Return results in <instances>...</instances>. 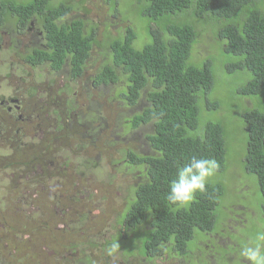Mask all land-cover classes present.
I'll use <instances>...</instances> for the list:
<instances>
[{"label":"trees","instance_id":"16d2710c","mask_svg":"<svg viewBox=\"0 0 264 264\" xmlns=\"http://www.w3.org/2000/svg\"><path fill=\"white\" fill-rule=\"evenodd\" d=\"M107 1L114 4V0ZM135 2L138 26L144 32L142 38H150L141 49L133 47L136 32L131 26L118 37L105 34L106 40L101 43L94 27L83 33L79 22H74L50 23L46 29L50 51L35 52L39 62L51 59L54 69L61 67L65 57H70L69 74L76 77L86 61L91 60L88 59L91 49L97 48L102 62L95 73V83L114 85L124 79L126 90L117 95H121L126 107L136 105L147 89L145 105L129 116L128 129L151 122L152 133H146L145 139L153 153L124 151L123 165L139 168L140 174L129 188L133 193L129 192L130 200L121 216L138 236L141 226L148 224L147 247L154 248L147 249L148 252L158 253L168 243L181 254L190 248L188 242L196 239L195 232H213L223 221L224 211L216 212L225 197L219 183H207L206 191L196 193L188 207L167 199L169 183L177 168L193 155L215 159L219 165L216 172L231 167V162L226 164L227 132L221 123L207 121L201 135L191 134L198 129L199 103L208 113L219 108L213 100L217 92L215 70L227 74L238 70L251 73L248 81L236 86L241 100L250 101L247 97H254L258 104L246 107L240 115L246 133L242 160L244 170L256 176L264 212V0ZM27 5L29 10L37 6L30 2L21 9ZM62 9L67 10L64 6L56 8V16ZM210 42L212 49L206 57L205 44ZM200 43L202 51L197 47ZM217 55L224 59L215 64L213 58ZM39 62L34 59V64Z\"/></svg>","mask_w":264,"mask_h":264},{"label":"rangeland","instance_id":"374dc122","mask_svg":"<svg viewBox=\"0 0 264 264\" xmlns=\"http://www.w3.org/2000/svg\"><path fill=\"white\" fill-rule=\"evenodd\" d=\"M89 2L87 7L90 14L87 17L91 22L97 24L96 36L98 39H101L105 34L121 36L125 28L131 26L135 30L137 38L133 41L134 48L141 49L144 44L150 41V38L147 40L146 36L142 38L144 32H141L138 26V11L135 0H114L112 10L102 0ZM116 7L119 15L114 13ZM206 44L205 48L208 54V51L212 49L211 42ZM197 47L198 50H203L202 43ZM197 55L199 54L197 53ZM200 56H202L201 52ZM208 56L210 54L206 57ZM223 59L217 55L213 58V62L216 64L218 60L223 61ZM90 62L86 71L87 77H90L102 62V57L98 55L97 50L92 52ZM228 73H223L220 69L215 70L214 88L217 89V92L214 93L213 100L218 102L219 108L208 113L205 107H202L204 105L199 103L198 129L191 131V134L199 133L201 135L203 126L207 121L219 122L226 129L227 134L224 138L226 164L228 161L231 162V167L228 165L224 172H216L208 183H219L225 190V197L216 212L220 213L225 210L227 217L224 218V215V220L213 233V241H215L216 247H219L220 252H227L228 260H235L232 249L235 248V255L238 257L237 252L241 242L248 241L249 237L258 229L264 228V212L261 210L262 197L256 176L244 170L242 160L245 152L246 133L242 128L243 121L240 115L246 107H258V104L254 97H247L250 101L248 99L241 100L243 97L236 93V86L248 81L251 78V73L243 70ZM43 77L51 78L50 75L46 76L45 72H43ZM89 79L86 78L85 83H78V81L76 82L78 84H75L77 98L73 99L74 116L82 110L89 112L93 110L96 121L87 129V132L73 130V134L70 136L61 131L60 137L50 144L48 151L45 148L47 144L40 145L42 159L46 162V164L43 163L45 168L51 167L49 160L55 159L57 162H54L56 167L52 170L53 179L50 181L52 184L55 183V186L49 187V191L38 186L39 190L36 191L37 194H34L38 198L37 203L47 208V217L51 221L47 222L43 217H40L38 210L31 212L34 209L32 206L27 208L30 212L23 211L26 214H32L31 218L28 217V221L22 222L24 235L27 234L26 236L31 239L33 233L34 238L38 236L41 240L49 239L50 232H46L44 228V225H48L53 231L55 241L59 242V247L75 240L85 242L88 235L91 234L96 238L98 231L102 229L107 231L109 226L111 227V223H116L120 218L122 206L129 197V188L135 184L138 179L137 176L140 174L139 168L123 165L126 160L123 158L124 151L132 149L144 154L153 153L145 139L146 133H152L151 122L136 129H128L129 116L140 111L145 105L147 89L143 91V96L136 105L126 107L121 101V97L117 95L118 91L114 85L99 86L92 89L89 85ZM45 80L48 81V79ZM65 82L64 75L55 78L52 84L53 90L61 89L63 84L66 85ZM120 85L121 83L117 86ZM82 89H86L85 95ZM215 94L217 95L215 96ZM64 159L67 161V168H58ZM5 170L4 173L0 167V189L5 181L14 183L19 179H13L14 176L10 168ZM68 176L69 179L65 183L67 186H62L60 182H65ZM45 191L49 194L46 195ZM132 196L131 194V198ZM83 206L84 217L76 216V211ZM57 213H60L61 216ZM141 228L143 227L141 226ZM216 232L218 235H215ZM195 236L196 239L194 237L190 240L187 246L193 247L194 244H197L203 247L206 239L198 232H195ZM82 248L85 249L86 247L82 245ZM11 250L14 251L12 256L0 255V261H3L4 264H11L10 262L14 264H42L45 260H50L48 264H51V259H46L41 253L29 252L23 258V252L20 250ZM43 250L41 246L38 252ZM93 251L94 264H113L115 258L116 260L121 258L120 253H117L114 259L108 258L106 263H101L97 258L100 252L95 249ZM231 252L232 254H230ZM81 256V252L74 254L65 252L59 259L55 258L54 262L55 264H67L74 260L75 264H80L78 259ZM214 260L217 264H222L219 257H215ZM246 264H248L247 261Z\"/></svg>","mask_w":264,"mask_h":264},{"label":"flooded vegetation","instance_id":"af4514ba","mask_svg":"<svg viewBox=\"0 0 264 264\" xmlns=\"http://www.w3.org/2000/svg\"><path fill=\"white\" fill-rule=\"evenodd\" d=\"M89 1L92 3V0H0V167L4 173L5 169L10 168L13 179L19 178L14 183L5 181L1 185L2 190L0 189V255L12 256L14 251L11 249L23 252V258L29 252L41 253L46 259H51V264H55V258L59 259L65 252L68 254L81 252L82 256L78 259L80 264H94L95 258L92 253L95 249L100 252L97 258L101 263H106L108 258L114 259L115 255L120 253L121 258L119 260L115 258L113 264H217L215 257H221L222 264H246V261L236 257L235 251H233L235 260H228L227 252L222 253L219 248H215L216 244L212 237L215 231L200 234L206 239L203 247L194 244L192 248H187L179 254L165 243L158 253L152 254L147 250H154L147 247V238H145L149 229L147 224L141 228L140 236L135 235V230L126 226V221L121 215L116 223H111L107 231L104 229L98 231L96 238L91 234L85 242L75 240L60 247L48 225H44V228L46 232H50L49 239L41 240L38 236L34 238L33 233L29 232L32 233L30 239L22 232V222L32 217L31 213L23 212L25 210L30 212L27 209L29 206L34 207L31 212L38 210L40 217L47 222L51 221L47 217V208L37 203L38 198L34 194H37L39 187L49 191V187L55 186V183L52 184L50 181L53 179L52 170L56 167L54 163L56 161L49 160L51 167L45 168L43 163L46 162L42 159L40 145L47 144L45 148L48 151L50 144L60 137L61 131L70 136L73 130L87 132L96 121L93 110L91 112L82 110L74 116L73 99L77 98L75 84L85 83L86 78H90L89 85L92 89L99 86H113L95 83L94 77L98 68L87 77L86 71L91 63L88 60L81 74L74 77L69 74L70 57H65L58 69L52 68L51 59L44 58L39 62V58L36 57L37 49L48 50L46 29L50 23L71 25L79 22L83 33H86L90 26L96 31L97 24L87 17L90 14L87 7ZM102 1L110 6L109 9H113L114 4L107 0ZM30 2L37 6L32 10H29L28 5L21 9L23 4ZM59 6H64L67 10L62 9L63 12L56 16V8ZM116 9L117 7L114 8V13L118 14ZM109 37L118 36L109 35ZM97 40L104 43L105 35ZM94 50L97 48L91 49L90 56ZM34 59L40 64H34ZM43 72L51 78H44ZM63 75L66 78V85L63 84L61 89L53 90V80ZM119 83L121 85L118 87ZM114 86L118 92H123L127 84L124 79H119ZM83 91L85 95L86 89ZM59 156L62 158L60 154ZM66 164L67 161L64 159L58 168L65 169L68 166ZM68 179L69 176L65 182H60L62 186H67L65 183ZM45 193L49 194L46 191ZM129 200L130 197L126 199L122 209L127 206ZM223 214L225 215V210ZM78 215L84 217V206L76 211V216ZM226 217L225 215L224 218ZM216 234L218 235L217 232ZM117 240L119 249L109 253L110 246ZM82 245L86 248L83 249ZM41 246L44 250L38 252ZM71 262L67 264H75L74 260ZM48 263L50 260H45L42 264ZM0 264L4 262L0 261Z\"/></svg>","mask_w":264,"mask_h":264},{"label":"clouds","instance_id":"9594fccd","mask_svg":"<svg viewBox=\"0 0 264 264\" xmlns=\"http://www.w3.org/2000/svg\"><path fill=\"white\" fill-rule=\"evenodd\" d=\"M219 165L215 159L193 155L188 161L177 168L176 176L169 183L167 199L179 206L189 205L196 193L206 191V186ZM118 240L113 242L109 253L119 249ZM238 257L248 264H264V228L258 229L248 241H242Z\"/></svg>","mask_w":264,"mask_h":264}]
</instances>
